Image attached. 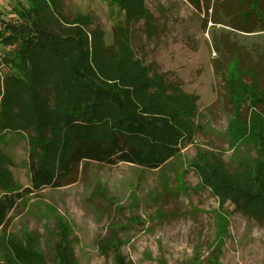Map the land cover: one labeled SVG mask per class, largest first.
Instances as JSON below:
<instances>
[{
  "label": "rangeland",
  "instance_id": "rangeland-1",
  "mask_svg": "<svg viewBox=\"0 0 264 264\" xmlns=\"http://www.w3.org/2000/svg\"><path fill=\"white\" fill-rule=\"evenodd\" d=\"M46 1L50 31L61 38L82 34L88 48L81 53L87 57L94 41L110 48L115 36L125 35L121 40L130 60L153 81L160 79L167 97L177 92L194 102L192 133L178 141L177 155L158 169L90 163L78 168L71 185L27 194L7 223V236L29 242L46 264H53L59 223L68 230L74 264H113L114 249L102 248L110 244L128 264H264V226L231 203L223 205L193 167L217 160L237 174L264 163V105L254 115L244 100L234 107L224 70L229 53H237L244 66L252 60L254 77L264 89V64L249 51L264 43V32L241 33L214 20L253 31L264 22L250 18L245 23L247 7L241 0H199V7L189 0H143V13L133 19L119 0ZM30 8L29 0H7L0 13L5 22H14ZM260 10L264 16V0ZM14 51L0 45V82L25 71ZM87 60L94 64L88 58L84 66ZM54 86L47 79L37 93L50 110ZM156 90L150 88L149 94ZM2 103L0 97V116ZM27 138L28 133L0 123L1 168L11 179L7 192L30 188Z\"/></svg>",
  "mask_w": 264,
  "mask_h": 264
},
{
  "label": "trees",
  "instance_id": "trees-1",
  "mask_svg": "<svg viewBox=\"0 0 264 264\" xmlns=\"http://www.w3.org/2000/svg\"><path fill=\"white\" fill-rule=\"evenodd\" d=\"M29 1L31 8L19 13L14 22H5L0 13V45L14 46L15 56L25 69L19 76L0 82V123L10 131L28 133L30 172V188L7 192L11 179L1 168L4 158L0 155V264H46L43 254L29 242L10 239L6 233L12 213L27 194L71 185L78 168L90 163L158 169L177 155L178 141L191 136L189 117L195 113L194 102L185 101L173 90H168L172 93L167 97L161 80L153 81L130 60L128 47L121 40L127 39L125 35L115 36L110 48L100 46L101 39L94 41L87 57L81 53L88 48L82 34L57 36L49 29L48 2ZM241 1L247 7L243 21L252 18L263 25L262 0ZM118 2L129 19L143 13V0ZM51 3L57 12L59 6ZM189 3L199 7V0ZM214 23L241 33L264 32V27L253 31L231 27L219 19ZM216 50L221 55V50ZM249 51L264 64V43ZM229 55L224 70L230 102L235 107L246 101L254 115L264 105V89L254 77V64L249 60L244 66L237 53ZM88 58L94 64L89 65L87 60L84 66ZM243 77L250 83L243 84ZM47 79L55 84L52 110L37 97L39 86ZM156 87L158 90L149 94L150 88ZM193 167L203 185L223 205L231 203L264 226V163L257 161L237 174L228 172L217 160L202 161ZM57 229L53 264H74L68 230L62 223ZM110 247L114 249L113 264H128L116 245L102 248Z\"/></svg>",
  "mask_w": 264,
  "mask_h": 264
},
{
  "label": "built area",
  "instance_id": "built-area-1",
  "mask_svg": "<svg viewBox=\"0 0 264 264\" xmlns=\"http://www.w3.org/2000/svg\"><path fill=\"white\" fill-rule=\"evenodd\" d=\"M7 0H0V6H2Z\"/></svg>",
  "mask_w": 264,
  "mask_h": 264
}]
</instances>
